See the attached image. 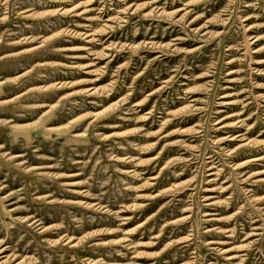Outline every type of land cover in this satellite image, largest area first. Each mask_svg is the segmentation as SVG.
<instances>
[{
    "label": "rangeland",
    "instance_id": "1",
    "mask_svg": "<svg viewBox=\"0 0 264 264\" xmlns=\"http://www.w3.org/2000/svg\"><path fill=\"white\" fill-rule=\"evenodd\" d=\"M0 264H264V0H0Z\"/></svg>",
    "mask_w": 264,
    "mask_h": 264
},
{
    "label": "bare ground",
    "instance_id": "2",
    "mask_svg": "<svg viewBox=\"0 0 264 264\" xmlns=\"http://www.w3.org/2000/svg\"><path fill=\"white\" fill-rule=\"evenodd\" d=\"M243 136V135H242Z\"/></svg>",
    "mask_w": 264,
    "mask_h": 264
}]
</instances>
